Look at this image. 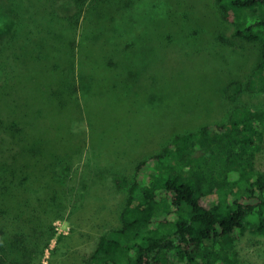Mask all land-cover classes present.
Listing matches in <instances>:
<instances>
[{
  "label": "trees",
  "instance_id": "trees-1",
  "mask_svg": "<svg viewBox=\"0 0 264 264\" xmlns=\"http://www.w3.org/2000/svg\"><path fill=\"white\" fill-rule=\"evenodd\" d=\"M6 1L10 15L0 19V264H36L56 233L54 221L78 211L88 190L79 181L92 167L90 158L83 162L84 138L74 145L75 136L66 137L76 128L78 114H71L79 110L80 90L88 89L85 73H77L80 24L97 1L110 21L130 4L41 0L43 20L33 22L35 13L24 17L14 0ZM219 1L225 20L237 24L236 35L263 42L249 86L264 92V0ZM105 13L90 20L100 32L107 30V17L97 21ZM242 85L228 84L233 100ZM58 99L70 110L67 119L47 115ZM263 143L264 107H239L231 120L173 135L136 163L121 226L100 235L86 264H246L238 242L249 226L264 234V171L255 169Z\"/></svg>",
  "mask_w": 264,
  "mask_h": 264
},
{
  "label": "rangeland",
  "instance_id": "rangeland-1",
  "mask_svg": "<svg viewBox=\"0 0 264 264\" xmlns=\"http://www.w3.org/2000/svg\"><path fill=\"white\" fill-rule=\"evenodd\" d=\"M14 1L24 17L35 13L33 22H42L41 0ZM97 2L80 24L77 73H85L88 89L80 90L79 110L71 114H78L76 128L66 135L75 136L74 145L84 138L83 162L90 158L92 167L79 181L88 190L78 211L54 221L56 233L36 264H86L100 235L121 226L136 163L173 135L231 120L239 107H264V92L249 86L263 42L236 35L237 24L225 20L219 0H125L130 9L114 21ZM8 7L0 0V19L9 17ZM98 13L105 15L97 21L107 17L105 32L99 23L90 24ZM232 80L243 83L244 91L234 100V91L227 92ZM49 107L48 116L67 119L70 110L59 99ZM262 146L255 169L264 171ZM252 228L238 242L241 260L264 264V234ZM54 248L59 249L52 256Z\"/></svg>",
  "mask_w": 264,
  "mask_h": 264
}]
</instances>
